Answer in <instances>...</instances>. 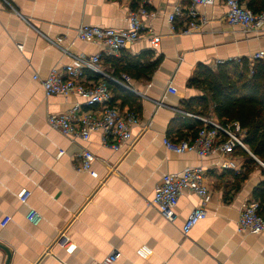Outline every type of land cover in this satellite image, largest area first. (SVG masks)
I'll return each instance as SVG.
<instances>
[{
  "label": "crops",
  "instance_id": "crops-1",
  "mask_svg": "<svg viewBox=\"0 0 264 264\" xmlns=\"http://www.w3.org/2000/svg\"><path fill=\"white\" fill-rule=\"evenodd\" d=\"M240 1L253 10L261 5L260 0L253 1L254 7L250 0ZM189 2H145L152 15L144 18L141 38L117 55L104 54L103 73L86 69L78 79L85 86L103 80L111 105L138 118L132 138L113 150L104 145L101 130L85 141L51 126L49 115L83 105L85 98L47 96L42 80L53 68L64 73L78 56L104 53L101 44L78 36L81 25L124 29L129 13L144 0H0V264L8 259L2 246L11 252L10 264H264V231L238 230L244 205L256 200L254 190L264 183V163L244 148L259 165L238 183L246 158L235 148L201 157L172 152L164 144L165 136H195L206 118L220 122L212 102L207 110L186 106L204 94L189 80L199 63L216 67L264 52V29L245 31L229 24L224 0L196 4L198 17L205 18L197 30L183 33L186 14L177 17L173 29L168 15ZM149 28L161 36L155 47ZM147 51L161 58L150 76L116 74L108 59ZM83 109L101 111L99 106ZM83 150L94 159L89 170L80 171ZM191 166L205 169L210 200L204 204L207 217L185 236L186 218L201 205L195 192L183 190L172 221L148 202L164 174ZM27 190L31 195L22 203L20 195ZM30 208L43 215L38 225L27 220ZM5 216L11 221L3 227ZM114 251L120 256L108 263Z\"/></svg>",
  "mask_w": 264,
  "mask_h": 264
},
{
  "label": "built area",
  "instance_id": "built-area-1",
  "mask_svg": "<svg viewBox=\"0 0 264 264\" xmlns=\"http://www.w3.org/2000/svg\"><path fill=\"white\" fill-rule=\"evenodd\" d=\"M189 5H176L174 11L168 15V20L173 29L176 28L175 21L180 15H188L189 21L183 33H191L197 30L204 17L199 18L196 4H213L216 0H189ZM228 6L227 21L229 24H238L245 31L264 29V9L255 12L253 9L242 3L240 0H224ZM148 0H144L138 8L132 10L127 17V27L115 29L101 27L98 25H81L78 28V36L87 41L101 44L104 53H98L89 57L78 56L74 61L65 67L64 73L58 68H53L49 76L42 80V85L47 96L61 94L69 96L78 94L85 98L83 105L88 107L99 106V113L84 110L80 103L75 104L71 109L59 115H49L48 122L51 126L59 128L63 133L88 140L90 135L101 130L105 146L119 150L132 138V126L138 123L134 113H123L118 107L111 105L112 94L103 80L94 86H85L79 83L78 79L86 69L96 73H103L100 68L102 56L117 55L129 44L138 41L145 30L144 18L152 15L146 7ZM186 8V9H185ZM148 40L152 46L161 42V36L156 34L152 28L146 30ZM62 41L58 38L57 42ZM253 59H264V52H258ZM38 79V76H34ZM128 80L129 76L125 75ZM173 91L174 88L170 87ZM204 125L197 134L190 138L173 140L170 136L164 137L165 146L172 152L185 153L195 152L199 156H207L215 152L230 153L236 145L247 148L241 139V132L244 131L239 124H221L219 121L204 119ZM82 163L78 170H89L94 155L89 150H83L80 155ZM184 189L195 192L201 199V205L196 206L186 218L182 231L185 236L204 218L207 217V210L204 204L210 200V190L205 181V169L202 166H191L178 173H166L162 176L153 198L148 202L155 206L164 218L174 220L176 208ZM31 195L30 191H24L20 195L22 203H26ZM27 220L33 225H38L43 215L35 208H30L27 213ZM11 221V216H5L1 226H6ZM238 230L251 234H258L264 231V216L260 213L258 200L248 201L240 214ZM68 238L63 240V244ZM120 252L114 251L106 257L108 263L116 261Z\"/></svg>",
  "mask_w": 264,
  "mask_h": 264
},
{
  "label": "trees",
  "instance_id": "trees-1",
  "mask_svg": "<svg viewBox=\"0 0 264 264\" xmlns=\"http://www.w3.org/2000/svg\"><path fill=\"white\" fill-rule=\"evenodd\" d=\"M253 1L249 4L252 7ZM260 4L259 8H254L255 12L264 9V0H260ZM108 59L115 66L116 74L126 72L140 77L150 76L161 58L153 59V52L147 51L139 56H111ZM188 84L204 94L191 99L186 106L207 110L212 102L220 122H237L246 130L243 142L264 163V59L244 57L237 62L219 63L216 67L199 63ZM125 100L131 104L132 98L128 94ZM235 149L246 158V171L238 180L240 183L259 163L241 145H236ZM253 196L259 201L260 213L264 215V183L255 188Z\"/></svg>",
  "mask_w": 264,
  "mask_h": 264
},
{
  "label": "water",
  "instance_id": "water-1",
  "mask_svg": "<svg viewBox=\"0 0 264 264\" xmlns=\"http://www.w3.org/2000/svg\"><path fill=\"white\" fill-rule=\"evenodd\" d=\"M2 247L6 250L7 255H8V259L6 261V264H10L11 252L7 247H5V246H2Z\"/></svg>",
  "mask_w": 264,
  "mask_h": 264
},
{
  "label": "rangeland",
  "instance_id": "rangeland-1",
  "mask_svg": "<svg viewBox=\"0 0 264 264\" xmlns=\"http://www.w3.org/2000/svg\"><path fill=\"white\" fill-rule=\"evenodd\" d=\"M226 124H230L231 126H235V125L238 124V123H237V122H236V123H234V122H228V123H226ZM226 124H225V125H226ZM245 132H246V130H244V131L241 132V134H240V135H241V139H242V137H244Z\"/></svg>",
  "mask_w": 264,
  "mask_h": 264
}]
</instances>
